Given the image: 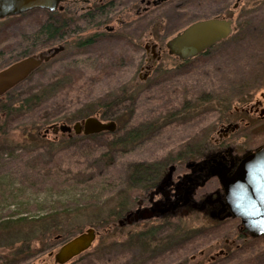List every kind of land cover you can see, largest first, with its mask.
<instances>
[{"label": "rangeland", "instance_id": "374dc122", "mask_svg": "<svg viewBox=\"0 0 264 264\" xmlns=\"http://www.w3.org/2000/svg\"><path fill=\"white\" fill-rule=\"evenodd\" d=\"M96 1L101 0H66L62 5L73 8L77 32L64 42L25 49L26 56H35L64 46L24 84L28 92L42 84L47 91L54 90V84L59 89L46 92V103L14 127L8 142L0 143V264H54L53 253L60 245L88 227L97 231L95 240L65 264H264V243H258L257 250L235 251L223 243L229 238L226 230L199 214L174 218L172 223L180 225L173 235L172 226L155 231L152 227L158 221L122 228L117 224L136 206V200L148 195L140 188H129L131 167L158 165L162 175L173 163L177 172L182 171L187 160L198 156L201 146L217 138L227 109L233 111L246 99L264 94V0H240L236 7V0H167L151 8L142 20L133 17L140 0H124L123 16L81 18V12ZM216 15L233 21L232 33L225 40L186 62L168 53L165 43L177 32ZM28 22L26 33L37 26ZM104 26L113 30L107 33ZM6 33L7 37L0 33V47L14 51L2 56L1 66L21 59L17 54L24 50L17 49L22 43L13 32ZM95 34L94 44L78 49L80 40ZM145 42L158 43L162 53L155 68L142 79L145 70L140 67L151 59L149 46L146 51L143 48ZM251 50L257 61L250 56ZM252 67L260 70L252 73ZM221 69L230 76V84L218 81L219 73L215 74ZM198 80L210 85L208 91L213 86L215 90L204 99L214 102H197L203 97L196 92L201 88L193 87ZM251 84L258 87L249 88ZM118 95L133 100L124 123L126 130H141L134 142L112 146L101 136L43 135L49 124L72 125L83 116L97 117L89 113ZM54 114L65 120L37 122ZM33 121L38 125L33 126ZM24 126L30 133L22 140ZM215 187L211 180L205 190ZM124 195L127 203L122 209L116 205ZM21 217L28 223H16ZM44 217H50L47 224L45 220L32 223ZM51 227L62 232L45 236ZM220 248L230 255L220 256Z\"/></svg>", "mask_w": 264, "mask_h": 264}, {"label": "flooded vegetation", "instance_id": "af4514ba", "mask_svg": "<svg viewBox=\"0 0 264 264\" xmlns=\"http://www.w3.org/2000/svg\"><path fill=\"white\" fill-rule=\"evenodd\" d=\"M65 1L62 0L53 12L67 9V7L62 5L66 3ZM148 1H139V6L133 15L134 19L142 20L151 8L161 4L153 5L151 3L152 0H150V3ZM92 8L89 6L79 16L86 20H95L97 16L87 14ZM46 11L53 13L48 10ZM46 17L50 19V15ZM214 17L221 18L222 16L216 15ZM47 23L49 24V21ZM118 23L122 24L120 21ZM143 24L145 28V20ZM107 28L109 27L104 26V31L107 33L113 30V28L110 30ZM140 32L142 31L140 30ZM97 36L95 34L84 40H80L77 43L78 49L79 47L84 48V46L94 44ZM62 44H59V46H63ZM148 46L151 50V59L148 61V64L145 62L140 67V69L145 70L142 79H145L155 68V63L159 61L162 53V48L158 43L150 42L148 45L145 42L143 45L145 51L148 49ZM63 50L64 46L59 53ZM189 59L180 61L185 62ZM224 114L225 119L219 123L217 138L212 139L210 145L201 146L197 154L198 156L187 160L184 163L182 171L177 172V166L173 163L169 164L164 173L158 178L157 184L149 190L147 198L136 200V206L127 210L123 218L128 215V219L126 221H122L123 218L117 220L119 228H122V226H140L147 221H158V225L154 226L155 228L152 227L155 231L163 226H165L163 228L172 226L170 228L174 230L180 224L178 222L173 224L172 220L181 217L179 216L180 214H199L210 223L215 222L220 229L226 230L225 234L228 233L229 238L225 237L223 243L227 247H234L235 251L245 247L252 251L257 250V244L264 243V233L257 234L249 230L243 224L241 218L235 215L233 210H230L219 178L217 174H212L214 172L220 173L226 171V175L230 176L244 157L257 152L264 146V94H261L260 97L254 96L248 98L240 105L234 106L233 111L227 109ZM211 180L215 181L216 187L213 190L206 191L205 186ZM152 206L155 207V210H147V213L152 212L153 215L148 218H140L144 209H149ZM218 251L222 257L230 255L229 251L225 248H220Z\"/></svg>", "mask_w": 264, "mask_h": 264}, {"label": "water", "instance_id": "95a60500", "mask_svg": "<svg viewBox=\"0 0 264 264\" xmlns=\"http://www.w3.org/2000/svg\"><path fill=\"white\" fill-rule=\"evenodd\" d=\"M62 0H0V19L16 16L33 9H44L53 12ZM166 0H152L158 5ZM240 0H236L234 7ZM150 3V0L148 1ZM111 29V27L107 28ZM232 33V20L223 17H210L194 21L172 36L165 44L168 53L180 60L192 58L215 43L226 39ZM63 49L54 46L35 56H26L0 69V96L25 80L31 72L42 63L47 62ZM116 123L113 120L102 121L95 116H87L75 121L72 125L54 123L47 125L43 135L49 132L56 135L83 134L92 135L100 132H114ZM224 189L230 210L239 216L243 224L257 234L264 233V146L257 152L244 157L234 172H214ZM146 210V211H145ZM155 207L144 209L140 218L152 216ZM128 215L122 219L126 221ZM97 231L88 227L71 237L53 253L54 264H65L72 258L87 250L95 240Z\"/></svg>", "mask_w": 264, "mask_h": 264}, {"label": "trees", "instance_id": "16d2710c", "mask_svg": "<svg viewBox=\"0 0 264 264\" xmlns=\"http://www.w3.org/2000/svg\"><path fill=\"white\" fill-rule=\"evenodd\" d=\"M125 7H126V4L124 0H101V1H96L92 10L88 11L87 14L92 15V16H98V17L108 15V14H113L115 16L117 15L123 16L125 15V12H124ZM72 9L73 8L70 7L63 11H55L53 13H48L44 9H33L28 12H24L19 15H16V16H11L9 18L1 19L0 20V33L5 34L6 36L4 37H7L6 31L13 32L15 36L18 37V40L22 43V44L20 43L21 44L20 46H17V49L18 48L24 49L23 52H20L19 54H17V58L19 56L24 57L28 55L27 54L28 50H25L27 47L33 46L34 49H36L37 47H40L42 45H48L54 41L64 42L66 39L70 38L73 33L77 32V28H76L77 27L76 25L78 23L76 21L77 17H75V12ZM36 12H38V15L34 14ZM47 15H50V19L49 18L47 19L46 17ZM72 15H73V18H71ZM31 17L33 18L30 20V22H28ZM47 21H49V24L47 23ZM26 22H28L29 24L36 23L37 26L36 28H33V30L30 31V33H26L27 31L24 28V26H26L27 24ZM147 25L149 27L150 22ZM1 38L2 36L0 35V39ZM11 51H14V50L4 49L3 47H0V61L2 60V56L4 54H8ZM206 52L207 50H205L203 53H206ZM248 52L250 53V56L254 57V60L257 61L255 58L257 55L255 54V51L251 50ZM241 54L243 56L244 54L243 51H241ZM5 66L6 65L1 66L0 64V69ZM38 69L39 68H37L36 70ZM258 70L260 69L253 68V67L250 69L252 73H255ZM69 71L72 72L71 69H69ZM158 73H160V71H158ZM218 73H219V77L217 79L219 82L223 84H230L232 82L230 76L227 75V72L225 71V69L219 70L217 74H215V76H218ZM26 81L27 79L23 80L18 85L14 86L9 91H7L4 95L0 96V143L8 142L7 139L11 137L12 135L11 131L14 129V127H17L18 125H20L21 121H23L24 117L28 113L33 112L34 109L40 108L42 105L46 103L47 101L46 99L49 96L46 94V92H53V91L56 92L59 89L58 84H54L53 85L54 90L51 91V88H50L49 91H47L46 89L47 86L42 84L41 87L37 88L35 91L28 92L27 90H24V84ZM194 84H195L193 85L194 88L197 86L201 88L198 91H196L198 95L203 96V97H200L202 99H198L197 102L199 103H202L205 101L214 102L213 100L204 99V96L210 95V93H212V91L215 90L213 86H211V89L208 91L206 89H209L210 85L207 84L206 82H200L198 80ZM251 85L253 86H249V88H252L254 86L258 87V85H255V84H251ZM207 86L209 87L207 88ZM203 89H205L206 91ZM132 108H133V100L131 98H126V96L124 97L123 95L114 96L111 101L105 104V106H102L99 109L91 111V113L87 112L86 114L96 113L98 114L97 117L103 121H108V120L115 121L117 125L116 130L114 132L104 131V132H100V133L92 134V135L80 134L79 136L81 137H97V136L106 137V139L108 138V140L111 141L112 146L124 145L131 141L134 142L136 138L139 137L138 134H140L141 130L139 129H136L135 131L126 130V125L124 123L125 114L127 113V111L132 110ZM54 115L55 116L44 118L37 122L44 124L50 120H57V121L65 120L64 116H60L57 114H54ZM93 116H96V115H93ZM83 117H81V119ZM33 120H36V119L34 118ZM37 122L33 121L32 125L37 126L38 125ZM22 132H23L22 140H25L27 134L30 133V130L28 129V127L24 126ZM67 137L69 138L70 135H67ZM157 166L158 165H154V164L151 165L149 163H139L131 167L129 171V179H128L129 188H131L132 190H137L138 188H140L141 190L149 192L148 190L152 189L157 184L158 178L161 175L160 171H158ZM122 193H125V192L123 191ZM127 193L129 192L126 191V194ZM126 198L127 196L124 195L121 198V200L117 202L116 206L119 208L126 207V203H127ZM49 218L50 217L48 218L44 217L40 220H35L31 222L36 224V223H39L45 220L44 223L47 224L48 222L47 220ZM26 220H27L26 218L21 217V218L16 219V223H22V224L28 223ZM47 230L49 232V235H45V236H48V237H50V235L52 236L54 231H56L57 233L62 232L61 228L51 227V228H48ZM68 231H72V230H68ZM172 231L174 230H171V233Z\"/></svg>", "mask_w": 264, "mask_h": 264}]
</instances>
